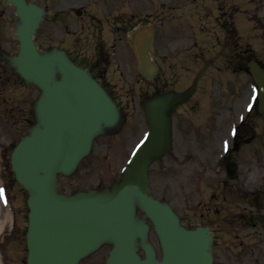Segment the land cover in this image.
Masks as SVG:
<instances>
[{
	"label": "rangeland",
	"instance_id": "obj_1",
	"mask_svg": "<svg viewBox=\"0 0 264 264\" xmlns=\"http://www.w3.org/2000/svg\"><path fill=\"white\" fill-rule=\"evenodd\" d=\"M28 1L37 5L47 3L48 11L51 14L53 12V5L49 4L47 0ZM151 1L155 0H134L132 2H138V4H130L131 6L127 9L132 6L137 9L148 8ZM185 1V6L188 7V13L184 18L187 21L186 26L182 28L183 21H172L169 25L175 26L173 37L178 39L186 37L185 43L189 48L185 51L182 49L183 52L178 54H173L169 60H163L164 71L155 79L165 80L161 87L162 93H167L177 89L178 86L185 88L197 69L200 70L198 86L195 84L188 86L191 88L187 94L192 95L188 100V105L178 104L174 101L173 106L169 109V114L172 116L171 128L181 131L187 129L190 126L188 123H190L205 133V140L210 132L209 129L217 131L220 135L218 140L205 143L204 140L203 144L210 145L212 149L213 146H217L223 158L226 156L225 143L228 147L232 144L230 129L235 123L237 124L238 120L237 111L233 109L231 98L236 95L244 83L246 72L240 66L241 59L238 60L239 66L236 64V67L232 68L225 61L221 48L226 46L224 52L229 53L231 42L229 27L234 21L237 26L238 50H242L247 42L254 55L264 63V16H262L264 15V0L263 2L262 0ZM172 10L169 15L179 16L182 14L180 8ZM165 14L163 12V15ZM184 29L188 30L187 34ZM196 31H198L201 42L193 47L188 41L195 39L193 36ZM217 36L223 37L222 46L218 44ZM158 44H160V40H158ZM129 52L130 54L126 58V69L130 71H127L126 75H129L132 82L127 81L125 94H137L138 92L132 90L135 87L136 90L141 87L142 91H148V94L142 98V103L137 100L135 102L124 101L119 104L121 110L117 123L111 128H105L95 138L91 152L83 157L74 172L70 175H58L56 188L59 193L71 194L91 189H111L124 179L125 168L134 147L143 144L147 139L149 127L147 108L149 101L154 96L152 88L155 83L147 82L141 78L136 71V57L131 51ZM151 57L153 58V55ZM129 60L132 61L131 67H128ZM169 63L173 64L172 68L168 66ZM166 67H169V70ZM168 79L169 84L167 83ZM139 80L140 83L136 84V81ZM38 91V88L33 85L23 87L22 83L13 79L9 82L6 92L12 97V101L0 103V146L4 147V151H7L6 156H0V191L5 188L9 192L6 199L0 198V203L4 208L14 209L16 214L25 213L20 215L23 218L20 220L21 226H25L24 217L27 213V201L30 193L16 181L11 155L18 141L32 132V126L36 127L33 109ZM218 111H221L220 120L215 122L214 115H217ZM251 118L249 125L253 130L251 131L254 138L250 143H240L239 150L234 153L241 164L240 169L243 174H264V115L254 113ZM3 132H10V136H7L6 139L1 138ZM182 146L183 144L177 142V149L181 154L184 149ZM175 149L167 152L166 156L161 157L160 160L152 162L149 169L151 195L167 202L183 220L187 212V198L192 205L198 197H195L194 194L189 196L193 193L191 191L193 174H191L190 168L192 165H201L204 161L188 164L177 163L173 158ZM213 153L214 151L211 156ZM197 158H202V156ZM206 162L211 163V160L207 159ZM183 184L187 185L188 191L186 188L183 189ZM196 184L200 190H203L202 199L206 192L209 204H221V211L216 214L220 222V225L216 226L217 239L211 247L215 257L214 264H236L233 261L230 263L227 261H230V257L239 259L240 264H254L255 262L264 264V247L256 248L257 253L254 254L252 247L255 246V241L244 234L246 228L244 226L235 227L239 220L235 221L234 213L239 211L238 206L245 204V200L232 199L224 192L218 198L220 193L215 192L216 184H211L207 176L202 177L200 182L196 181ZM212 197L215 198L210 200ZM211 216L214 217L212 212ZM136 217L142 222L151 224L139 204L136 205ZM186 219L185 224L196 225L203 222L200 220L199 213L193 210L187 212ZM238 233L243 234L238 238L236 236ZM259 235L264 236V232H259ZM229 238L233 243L229 242L228 244ZM147 241L154 245L157 256L160 257V244L152 227L148 231ZM109 247L108 244L101 245L85 257L81 264H104ZM20 251L25 256L26 251L22 246ZM10 264L23 263L13 262Z\"/></svg>",
	"mask_w": 264,
	"mask_h": 264
},
{
	"label": "water",
	"instance_id": "obj_2",
	"mask_svg": "<svg viewBox=\"0 0 264 264\" xmlns=\"http://www.w3.org/2000/svg\"><path fill=\"white\" fill-rule=\"evenodd\" d=\"M22 19L19 29L21 74L45 90L39 102L41 126L15 148L12 164L17 179L31 190L29 199L28 264H78L79 260L102 241L112 240L107 264H211V236L204 229H184L167 204L148 195V168L153 158L169 149V122L165 114L167 101L150 105L149 139L134 151L127 171V181L113 191H90L67 196L55 190L57 173H69L89 152L93 137L102 124L117 119L115 105L105 91L82 69L64 58V73L55 81L54 60L42 59L32 35L41 9L25 0H9ZM139 71L152 79L157 67L145 50L138 53ZM254 79L260 86L261 111L264 112V70L251 64ZM234 167V162L230 163ZM153 220L163 247L161 260L155 258L150 244L146 258L135 247L137 236L145 238L147 225L134 218V199Z\"/></svg>",
	"mask_w": 264,
	"mask_h": 264
},
{
	"label": "flooded vegetation",
	"instance_id": "obj_3",
	"mask_svg": "<svg viewBox=\"0 0 264 264\" xmlns=\"http://www.w3.org/2000/svg\"><path fill=\"white\" fill-rule=\"evenodd\" d=\"M26 1L29 2L28 0ZM132 1L134 0H47L49 4L53 5V12L51 14L48 11L49 7L47 3L39 5L43 9L44 17L35 33V42L42 57L63 55L71 63L86 70L105 90L112 102L117 105L119 111L121 110L120 103L124 101L135 102L137 100L141 102L145 94H148V91L143 92L141 87L139 90H136V87L132 88V90L138 92L137 94H125L127 81L132 82L128 77L129 75H126V72L130 71L126 69V58L130 54L129 51L135 53L133 46L135 33L141 27L146 26L153 29V59L159 65V74L157 76L164 71L163 60H169L173 54H178L189 48L185 43L186 37L184 39L183 37L181 39L173 37L172 34L175 26L169 25L172 21L182 22L181 19L185 16L183 13L187 10H184V0H155L151 1L148 8L137 9L132 6V8L127 9L131 6L130 4H138V2ZM177 8L181 9V15H169V12L173 11L172 9ZM163 12L166 14L163 15ZM19 21L20 17L16 12L15 6L8 0H0V103L12 101V97L6 94L11 80L14 79L22 83L23 87L33 85L19 71L20 40L17 35ZM182 28L184 27L182 26ZM229 29L231 36L230 51L227 54L224 52L226 46L221 48L223 49L224 59L232 68H235L236 64L239 66L238 60L241 59L240 66L246 72L244 83L240 86L236 95L231 98L233 109L237 111L238 115L237 124L235 123V130L231 136V148L235 152L239 150L238 146L240 143L244 142L247 144L253 140V130L250 128L249 120H252L251 117L254 113L259 112L258 98L255 96L256 86L248 66L249 62L255 58V55L247 42L244 44L245 46L242 50H238L237 26L234 21ZM219 39V43L223 44L224 39ZM158 40H160V44H158ZM181 44L183 45L181 46ZM182 49L183 51H181ZM131 62V60L128 61V67L132 66ZM260 65L263 66V62H260ZM168 66L172 68L173 64L169 63ZM169 67L166 68L169 70ZM55 78L57 80L63 78V72L58 62L55 63ZM164 81L161 78L152 81V83H155L154 88H152L153 95L164 94L161 87ZM169 82L168 79L167 83L169 84ZM138 83H140V80L136 81V84ZM38 88L39 91L36 99L45 96L43 88ZM186 89L187 87L182 88L178 86L177 89L171 92L180 93L185 92ZM221 111H218L216 115L218 122ZM171 123L172 121L170 122V151L175 149L176 144L173 155L174 161L185 164L204 161L201 165H192L190 168V172L193 174L191 188L193 193L189 196L194 194L195 197L198 196L197 200H193V204L190 205V200L187 198V212L189 210L197 211L200 215V220L203 222L196 225L185 224L184 221L187 220L186 212L185 218L182 220L184 226L188 229L197 227L206 229L211 235L212 245L217 239L216 226L220 225V222L216 214L220 213L221 204H209L206 192L202 199L203 190H200L196 186V181L200 182L202 177L207 176L211 184H216L215 192L220 193L218 198L224 192L228 197H232V199L237 200L240 198L245 200V204L238 206L239 211L234 213L235 221L239 220L240 222L236 223L235 227L244 226L246 228V233L244 234L255 241V246L251 247L253 249L252 252L256 254V248L264 247V236L261 237L259 235V232H264V219L262 218L264 216V174H243L240 169L241 164L236 158L238 163L237 174L234 178H230L227 175L226 162L222 159V153L218 151V147L213 146L212 149L210 145L206 146L203 144L205 133L188 122L190 126L181 131L171 128ZM209 130L210 132H208V137L204 143L212 140L216 141L220 137L217 131ZM7 136H10V132H3L1 138L6 139ZM177 142L178 144H183V154L179 153ZM213 151V156H211ZM208 153L209 155H207ZM6 155L7 151H4V147L0 146V156ZM199 156H202V158H197ZM207 159L211 160V163L206 162ZM186 186V184H183L182 187L188 191V187ZM3 194L7 197L9 192L3 191ZM213 198L215 197H212L210 200ZM194 204L196 207L193 206ZM211 212L214 214V217L211 216ZM13 214V222L6 223L0 237V264H10L13 262L27 264L29 209L27 208V213L24 217L25 226H21L20 223V220L23 219L20 215L25 213ZM242 234L238 233L236 236L239 238ZM143 242L140 238H137V251L141 255H145V245ZM229 242L233 243L230 238L228 244ZM111 243V240L105 241V244L111 245ZM21 246L26 251L25 256L21 254ZM212 256L214 264V254ZM232 258L230 257V261H227L229 263L233 261L236 264H240L239 259Z\"/></svg>",
	"mask_w": 264,
	"mask_h": 264
},
{
	"label": "bare ground",
	"instance_id": "obj_4",
	"mask_svg": "<svg viewBox=\"0 0 264 264\" xmlns=\"http://www.w3.org/2000/svg\"><path fill=\"white\" fill-rule=\"evenodd\" d=\"M2 222H3V220L1 219V216H0V231H1V228H2Z\"/></svg>",
	"mask_w": 264,
	"mask_h": 264
}]
</instances>
